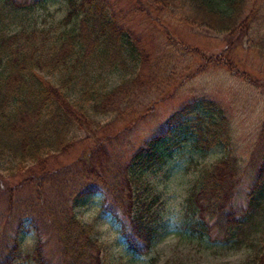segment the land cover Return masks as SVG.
Masks as SVG:
<instances>
[{
    "label": "trees",
    "instance_id": "16d2710c",
    "mask_svg": "<svg viewBox=\"0 0 264 264\" xmlns=\"http://www.w3.org/2000/svg\"><path fill=\"white\" fill-rule=\"evenodd\" d=\"M1 1L12 9H30L47 0ZM129 1L151 20L169 13L192 29L237 38L252 29L257 10L255 0ZM67 3L69 10L58 34L32 29L0 35V46L5 48L0 50V174L11 171L25 176L21 186L30 185L35 192L34 198L24 199L15 192L8 195L6 210L0 214V264H21V240L27 235L35 240L24 256L32 264H106L104 247L93 237V227L80 222L73 212L80 201L100 194L101 213L119 225L127 250L144 253L151 246V229L145 223L151 204L142 198L134 175L167 160L183 143L202 153L230 146L222 107L202 96L172 112L126 160L106 151L112 140H108L107 124L98 118L112 116L115 121L126 116L145 86L142 71L147 58L140 40L130 32L127 9L118 1ZM184 50L198 59L197 73L222 62L234 71L227 51L206 56L194 47ZM259 53L264 57L262 47ZM262 122L247 160L254 178L244 207L236 211L232 202L248 166L230 153L205 169L200 182L190 189L187 209L195 219L192 226L202 235L212 226L229 242L236 238L240 242L244 228L264 219ZM80 132L94 135L93 145L83 149L72 164L44 170L48 159L75 149ZM34 167L42 171L37 173ZM56 188L57 198L51 202L47 191ZM261 230L254 236L259 244L249 264H264V225ZM51 239L54 257L45 249Z\"/></svg>",
    "mask_w": 264,
    "mask_h": 264
},
{
    "label": "rangeland",
    "instance_id": "374dc122",
    "mask_svg": "<svg viewBox=\"0 0 264 264\" xmlns=\"http://www.w3.org/2000/svg\"><path fill=\"white\" fill-rule=\"evenodd\" d=\"M116 1L127 9L130 32L140 40L147 59L142 71L145 86L126 116L115 121L112 116L98 118L102 125L107 124L108 140H112L106 151L117 153L119 158L126 160L144 139L158 131L172 112L202 96L222 107L227 116L230 146H217L202 153L189 143H183L167 160L134 175L142 198L151 204L145 215V223L152 234L151 246L142 254L134 255L127 250L119 234V225L101 213V194L89 195L75 205V217L93 227V237L104 247L102 258L106 264H249L248 260L259 244L254 236L262 231L264 219L261 217L255 226L251 224L244 228L245 235L240 242H236L237 238L229 242L222 231L212 226L203 235L193 227L195 219L188 211L185 199L190 189L200 182L201 174L216 160L230 153L246 164L257 142L264 120V57L259 53V47L264 49V0L253 1L257 9L255 21L252 29L240 38L234 34L218 35L192 29L169 13L151 20L145 12L134 9L135 5L129 0ZM68 10L67 0H47L30 9H12L0 0V35L32 29L58 34L63 30L60 21ZM185 47H194L206 56L227 51L234 71H229L222 62L219 65L211 63L203 72L197 73L195 68L199 61L194 54L184 50ZM1 49L5 50L0 46ZM93 137L80 132L75 149L48 159L44 170L72 164L83 149L93 145ZM248 163L232 202L236 211L246 205V195L254 178ZM33 171L38 173L42 168L34 167ZM24 179L25 176L17 173L2 171L0 214L6 210L10 193H19L24 199L35 197L33 187L25 183L21 186ZM57 192L58 188L47 191L51 202L57 198ZM2 227L3 221H0V229ZM21 241L19 262L32 264L24 256L31 252L35 240L32 235H27ZM45 249L51 257L56 255L53 239Z\"/></svg>",
    "mask_w": 264,
    "mask_h": 264
}]
</instances>
